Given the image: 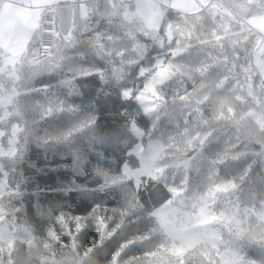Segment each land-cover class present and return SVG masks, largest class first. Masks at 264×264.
I'll return each mask as SVG.
<instances>
[{
  "label": "snow or ice",
  "instance_id": "snow-or-ice-1",
  "mask_svg": "<svg viewBox=\"0 0 264 264\" xmlns=\"http://www.w3.org/2000/svg\"><path fill=\"white\" fill-rule=\"evenodd\" d=\"M21 4L25 5L23 9ZM168 7H175L173 0H157L151 20L138 25L163 51L151 67H138L137 78L144 81L143 85L138 89L121 85L119 95L124 100H135L145 115L154 118L156 127L172 115L168 112L167 89L178 81L183 91L177 87L171 97V103L180 109L176 133L167 139L150 140L144 148L138 146L133 154L139 157L137 172L130 173L128 165L121 163L117 176L102 174L98 190L118 188L125 182L130 185L118 223L106 207L94 206L90 211L84 209L87 216L83 218L56 214L51 217L50 230L44 227L41 234L55 239L57 245L76 244L84 231L94 227L95 238L85 255H102L106 264H264V174L253 179L256 167H264V119L249 127L223 95L229 82H233L235 92L234 84L240 76L235 60L229 65L227 59L221 62L210 53L202 59H183L191 56L197 45L208 46L221 37L215 31L210 37L205 35L203 25L187 17L167 22L163 9ZM115 10V0H110L103 12L111 16ZM99 14V4L91 0H0V81L6 78L11 83L16 98L39 97L33 110L43 119L75 112L59 98L56 89L88 77L104 81L106 69L85 65L84 61L90 52L102 57L112 55L103 43L110 37L95 30L89 34V22ZM130 15L123 13L125 23ZM13 23L18 24L16 30H11ZM85 35L88 40L81 41ZM45 36L49 38L47 44ZM122 38L129 43L133 39L129 32H124ZM37 45L45 56L43 60L29 55ZM136 51L142 57L146 46L136 45ZM69 52L75 53V58ZM118 55L123 64V51ZM64 67L70 69L65 79L36 85L37 77ZM214 69L225 74L213 80ZM240 70L245 80L255 83L253 68L240 65ZM255 71L264 89V65H258ZM112 75L119 79L122 72L113 70ZM185 80L192 81L191 90ZM233 98L240 99L235 95ZM77 130L74 127L57 138L38 142L47 146L54 139L68 141ZM225 134L229 137L226 141ZM214 144L223 147L213 152ZM249 145L255 148L251 153ZM225 168L229 169L227 173ZM250 181L253 188L262 190L251 204L244 199ZM149 185L162 187L165 195L153 206L145 207L142 190ZM141 219L146 230L139 227ZM129 225L137 234L115 243L117 234ZM134 248L142 249L141 255H128ZM125 256L129 258L125 260Z\"/></svg>",
  "mask_w": 264,
  "mask_h": 264
},
{
  "label": "trees",
  "instance_id": "trees-1",
  "mask_svg": "<svg viewBox=\"0 0 264 264\" xmlns=\"http://www.w3.org/2000/svg\"><path fill=\"white\" fill-rule=\"evenodd\" d=\"M91 2L99 4L101 14L92 16L89 34L95 30L101 36L110 37L103 43L112 55L102 57L90 52L84 61L85 65L106 69L104 81L88 77L73 81L71 86L60 85L56 89L59 98L73 106L75 112L58 113L52 118L43 119L33 110L39 97L16 98L14 94L7 105V116L0 119V145L4 151L0 153V181L4 180L0 192V217L13 224L8 225L10 229H7L13 236L0 238V264H106L102 255H85V249L95 238L94 227L84 231L76 244L67 245L63 242L57 245L55 239L43 236L41 229L48 227L50 230L51 217L56 214L68 213L83 218L87 216L84 209L90 211L94 206L106 207L113 221L118 223L119 210L124 206V194L130 185L125 182L118 188L98 190L97 185L104 179L102 174L117 176L121 163L136 167L138 158L130 152L133 145L149 138L167 139L176 133L181 122L179 106L171 103L175 89L180 87L183 91L178 81H174L167 89L168 112L172 115L165 117L156 127H153L154 118L145 115L135 100H124L119 95L121 85L135 89L142 86L144 81L137 78L138 67H151L152 61L160 57L163 51L144 34L138 26L141 21L137 17L128 18L125 23L123 13L132 0H115L116 10L111 16L103 12L110 0ZM198 4L196 10L186 9L184 12L176 7L163 9L167 22L182 21L187 17L203 25L205 35L210 37L215 31L221 37L219 41H212L211 45H197L192 55L183 59H202L210 53L221 62L227 59L229 65L235 60L236 71L240 72L239 80L234 84L235 92H232L233 82H229L223 95L228 103L237 108L243 122L252 127L254 121L264 119V89L259 86L255 71L258 66L256 57L260 55L264 58V51L260 52L264 36L246 20L264 14V0H206ZM124 32H129L133 37L131 43L122 38ZM87 40V35L81 37V41ZM136 44L146 46L142 57L137 54ZM201 48L204 51H200ZM119 51H123L125 56L123 64ZM69 56L75 58L76 54L69 52ZM240 65L254 69L252 75L255 83L245 80ZM113 70L122 72V76L114 78ZM69 71L68 67H64L45 73L37 77L35 83L37 86L42 82L55 84L65 79ZM224 74L214 69L211 77L219 80ZM0 82L3 83L0 93L12 92L13 86L6 78ZM184 83L191 90L192 81L185 80ZM234 95L240 99H234ZM132 123L143 131L140 137L133 134ZM14 125H19L15 133V150L6 153ZM74 127L78 130L68 141L54 139L47 146L38 142L57 138ZM228 138V134L223 136L225 141ZM221 147L222 144H214L211 151H218ZM247 150L251 153L255 148L249 145ZM228 170L225 168L226 173ZM262 174L264 167L257 166L253 179H258ZM245 189L244 199L249 204L262 191L258 187L253 188L251 181ZM142 191L141 200L145 207L153 206L165 195L159 186L153 188L149 185ZM110 223L115 227V223ZM144 223L143 219L139 222L142 230H146ZM23 234L29 237H22ZM133 234L137 233L129 225L124 232L117 234L114 242L119 243ZM141 251L140 248H134L128 255L139 256ZM128 258L124 257L125 260Z\"/></svg>",
  "mask_w": 264,
  "mask_h": 264
},
{
  "label": "rangeland",
  "instance_id": "rangeland-1",
  "mask_svg": "<svg viewBox=\"0 0 264 264\" xmlns=\"http://www.w3.org/2000/svg\"><path fill=\"white\" fill-rule=\"evenodd\" d=\"M200 1L205 2L206 0H187V1L186 0H175V1L173 0V3L177 9L184 12L186 9L196 10L197 7L199 6L198 2ZM156 3H157V0H132V2L129 5H127L126 9L124 10V13L127 12L129 14H133V15H130L129 18L135 16L141 21V23L147 22V21H150L152 16L154 15L153 6L156 5ZM246 22L254 26V28L257 30V32L260 35L262 36L264 35V14L260 16H256V17H249L246 20ZM136 45H139V44H136ZM261 51H264V45H261L260 52ZM256 62L258 65H264V58L258 55L256 57ZM13 95H14L13 92H6L3 94L0 93V119L7 116L8 114L7 105L11 101ZM134 128L136 129L135 131H134ZM17 129H18L17 125H14L12 127L10 146H9V150H7L6 153H13L15 150V133ZM131 130L133 134L136 135L137 137L141 136V135H138L137 132H140L143 134V131L138 126H136L134 123L131 124ZM1 134H2V130L0 129V135ZM150 140H158V139L149 138L145 142L139 141L138 143L133 145V147L130 149V152L134 154L138 146L141 148L146 147ZM3 152L4 151L0 145V153H3ZM136 157L138 158V165L136 167H130L127 163H125L128 165V169L130 173L137 172L140 167L139 157L138 156ZM131 178L133 180L135 179L134 177H131ZM3 184H4V180L0 181V192L3 190ZM8 225L13 226L11 222L7 221L3 217L2 218L0 217V238H3V239L11 238L13 236L12 232L7 230V229H10ZM26 235L29 237L28 234ZM26 235L23 234L22 237H25Z\"/></svg>",
  "mask_w": 264,
  "mask_h": 264
},
{
  "label": "built area",
  "instance_id": "built-area-1",
  "mask_svg": "<svg viewBox=\"0 0 264 264\" xmlns=\"http://www.w3.org/2000/svg\"><path fill=\"white\" fill-rule=\"evenodd\" d=\"M48 42H49V38L47 36H45L44 43L47 44ZM31 57H33L36 60L45 59V56H44L41 48L39 47V45H37L36 47L33 48Z\"/></svg>",
  "mask_w": 264,
  "mask_h": 264
},
{
  "label": "crops",
  "instance_id": "crops-1",
  "mask_svg": "<svg viewBox=\"0 0 264 264\" xmlns=\"http://www.w3.org/2000/svg\"><path fill=\"white\" fill-rule=\"evenodd\" d=\"M174 1H175V0H174ZM186 1H187V0H186ZM24 7H25L24 4H21V5H20V8H21V9H23ZM186 7H187V6H186ZM16 14H18V13L14 12V15H16ZM17 27H18V24L13 23V24L11 25V30H16ZM263 36H264V35H263ZM32 50H33V49H32ZM32 50H31V52L29 53V55L32 54Z\"/></svg>",
  "mask_w": 264,
  "mask_h": 264
}]
</instances>
